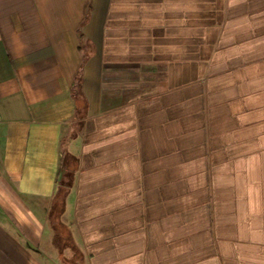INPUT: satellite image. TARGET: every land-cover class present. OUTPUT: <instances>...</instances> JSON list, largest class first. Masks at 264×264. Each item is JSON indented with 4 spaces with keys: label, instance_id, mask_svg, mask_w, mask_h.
<instances>
[{
    "label": "crops",
    "instance_id": "1",
    "mask_svg": "<svg viewBox=\"0 0 264 264\" xmlns=\"http://www.w3.org/2000/svg\"><path fill=\"white\" fill-rule=\"evenodd\" d=\"M0 264H264V0H0Z\"/></svg>",
    "mask_w": 264,
    "mask_h": 264
},
{
    "label": "trees",
    "instance_id": "2",
    "mask_svg": "<svg viewBox=\"0 0 264 264\" xmlns=\"http://www.w3.org/2000/svg\"><path fill=\"white\" fill-rule=\"evenodd\" d=\"M80 78V77H79ZM79 78H78V81H79ZM81 95L79 94V92H76V101H81ZM78 110H77V116H78V118L79 119H83L84 117V114H85V112H84V110H85V107H84V104L82 105V106H80V105H78V108H77ZM65 190H62L61 192H60V195H59V197L58 198H60V204L63 202V197H65V192H64Z\"/></svg>",
    "mask_w": 264,
    "mask_h": 264
},
{
    "label": "water",
    "instance_id": "3",
    "mask_svg": "<svg viewBox=\"0 0 264 264\" xmlns=\"http://www.w3.org/2000/svg\"><path fill=\"white\" fill-rule=\"evenodd\" d=\"M68 177H69V172L66 170H63L59 178V184L61 186L66 185V183L68 182Z\"/></svg>",
    "mask_w": 264,
    "mask_h": 264
}]
</instances>
